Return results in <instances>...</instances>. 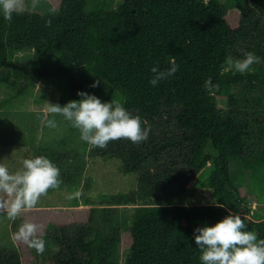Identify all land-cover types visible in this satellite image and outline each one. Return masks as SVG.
Listing matches in <instances>:
<instances>
[{
  "label": "trees",
  "instance_id": "16d2710c",
  "mask_svg": "<svg viewBox=\"0 0 264 264\" xmlns=\"http://www.w3.org/2000/svg\"><path fill=\"white\" fill-rule=\"evenodd\" d=\"M50 1L54 13L25 10L6 21L0 11V79H8L2 73L15 62L16 54L31 48L34 54L28 79L64 76V88H60L56 102L61 106L82 99L78 92L86 91L102 102L121 101L133 115H140L142 122L160 118L164 107L174 112L176 134L166 132L157 140L149 133V140L139 144L112 140L106 148L93 147L92 155L119 157L124 161L123 169L135 171L151 157L159 161L168 149L185 155L184 166L140 174L137 189L106 194L103 202L109 206L75 208L78 215L87 213L89 223L77 225L69 238L64 233L59 236L65 248L52 264H115L122 240L113 235L108 216L110 208L116 209L115 204L135 205L125 220L130 249L124 264H202L194 230L205 224L214 226L230 211L245 218L246 230L264 239V205L251 208L247 191L235 183L230 170L232 160L240 161L246 169L264 166V117L255 116L259 106L264 107V63L256 72L226 69L228 57L235 59L241 38L264 35V0H244L250 9L239 22L227 12L234 0H121L116 6L113 0H94L91 7L89 0ZM258 44L264 62V42ZM171 57L179 65L177 72L151 85V69L157 65L160 70L167 69ZM209 78L219 84L215 95L204 87ZM97 80L98 86L90 87ZM256 81L263 90L257 99L246 95L238 98L232 93L234 83L246 84L251 92ZM222 96L228 97L229 108L219 107ZM241 104L246 108L241 109ZM85 151L77 153L83 157ZM46 152L54 155L57 163L66 154L50 149ZM56 165L60 180L75 178V185L80 182L83 165L74 164L73 172H63V166ZM208 166L206 179L214 203H174L167 199L173 185L185 187L186 180H197ZM261 193L258 201L264 202ZM100 208L105 211L101 218L96 215ZM20 216L23 223L39 225L46 220L65 227L69 212L35 207ZM19 228L15 226L13 234ZM16 243V253L0 248V264H20L30 257L34 248L22 240Z\"/></svg>",
  "mask_w": 264,
  "mask_h": 264
},
{
  "label": "rangeland",
  "instance_id": "374dc122",
  "mask_svg": "<svg viewBox=\"0 0 264 264\" xmlns=\"http://www.w3.org/2000/svg\"><path fill=\"white\" fill-rule=\"evenodd\" d=\"M119 1L121 0H113V4L116 6ZM222 1L228 3L229 0ZM26 3L30 4V0H26ZM93 3L94 0H89L88 7H91ZM227 7L228 14L237 22L250 9L248 2L244 0H234V4ZM52 9H55V6L50 0H40V4L35 11L52 12ZM26 10L31 9L26 8ZM262 21L264 22V19ZM263 42L264 35L253 39L250 36L241 38L236 47L237 51L234 53L235 59L233 62L244 59L245 53L253 52L260 57V63L253 64L246 72L259 71L257 67L264 62L261 61L263 57L258 50L260 49L258 43ZM33 54L34 50L31 48L18 52L15 56V62L3 70L2 76L7 75L8 79L5 81L0 79V101L9 96L8 99L0 102V162L5 163L12 172L22 167L24 159L35 158L36 156H45L55 164H61L63 172H73L74 164L83 165L84 170L80 182L75 185V178H71V181H65L66 178L59 179L61 181L60 187L57 189L50 188L47 195L42 196L36 206L68 210L69 216L68 219L65 218L64 220L65 227L62 224L57 227L52 221L49 224L46 220L40 222V232L46 235L44 239L46 242L45 251L43 254L37 255L36 250L31 249L30 257L23 258L20 264H52L57 254L65 248V242L59 240V236L64 233L69 238L75 234L77 225L89 223L87 213L84 212L82 215H78L74 210L79 209L75 208L84 209L92 205L109 206L103 202V197L106 194L125 193L137 189L140 174H157L158 171L171 165L184 166L185 155L178 149H168L161 154L159 161L153 160V157H151L150 160L141 165L138 171L125 170L123 169L124 161L119 157L92 155L93 147L80 139V130L72 127L71 123L62 116H55L58 124L57 128L47 127L42 121L43 109L48 102L56 104L62 93L60 88H64L66 79L64 76H52L49 79L29 80V69ZM232 68L235 69L232 66L226 67V69ZM256 83L257 86L251 92L246 90V84L234 83L232 93L238 98L246 95L245 98L257 99L262 96L261 91L263 90L260 82L256 81ZM218 99L220 108H229L227 96ZM239 107L241 109L246 108L244 104ZM162 113L161 117L155 119L154 122H147L148 120H144L147 122L146 124L144 121L142 122L145 127L151 126L150 134L157 140L162 139L166 132L172 135L178 131L175 126L174 112L171 108L164 107ZM255 116L262 120L264 107L259 106V112L255 113ZM49 118H53L51 114ZM147 140H149V136ZM46 149L63 151L66 154L57 163L56 157L51 154V156L47 155ZM84 151L85 155L83 157L77 153ZM173 160L176 161L173 162ZM209 170L210 166L197 180L196 177L186 180L184 182L185 187L179 184L173 185L168 190L167 199L174 203L206 204L208 201L214 203L215 199L210 195L212 189L208 187L206 179ZM230 170L235 183L247 191L251 208L259 206L260 203L264 205V202L258 201L259 193L262 191L261 195L264 194V166L258 169H246L240 161L232 160ZM76 190H81L83 193L78 202H75L76 199H66L67 195ZM134 206L115 204L113 207H116V209L110 208L108 211V216L111 218L113 225V235L122 239L121 244L117 247V254H115V264H124L129 253L130 243L127 242L128 233L126 232L128 226L125 220L132 215ZM96 215L99 218L105 215L103 208H100ZM21 219L23 218L18 216L14 221H11L6 214L0 213L1 251L5 253L6 251L10 253L17 252V243L12 241L11 236L13 235V228L23 224ZM101 225L104 228V223H101Z\"/></svg>",
  "mask_w": 264,
  "mask_h": 264
},
{
  "label": "clouds",
  "instance_id": "9594fccd",
  "mask_svg": "<svg viewBox=\"0 0 264 264\" xmlns=\"http://www.w3.org/2000/svg\"><path fill=\"white\" fill-rule=\"evenodd\" d=\"M40 0H0V11L6 21H11L13 14H22L26 8L36 10ZM55 12V9H52ZM49 24L51 21L48 22ZM227 63L239 73H245L253 64L260 63V57L253 52L245 53V58L235 60L228 57ZM170 67L160 70L159 66L151 69L153 73L150 84L156 86L160 81L174 75L179 65L174 57L169 59ZM99 80L90 85L96 87ZM40 87L39 84H37ZM205 89L215 95L219 84L212 79L205 81ZM80 100H71L64 106L48 102L43 109L42 121L49 128H57L56 115L62 116L71 126L80 130V139L90 147L106 148L112 140L127 139L139 144L148 139L151 126L142 127L140 115H133L119 100L102 102L95 94L78 92ZM53 118H49V115ZM146 124L147 122L144 121ZM60 169L45 156H36L22 161V167L14 172L0 162V213L14 221L22 212L34 209L40 198L48 190L60 187ZM83 195L76 190L66 199L79 200ZM224 207L223 204L217 205ZM40 225L26 221L19 231L11 236L12 241L22 240L38 254L45 251V240L40 232ZM195 242L202 252V264H264V239H258L255 231L246 230L245 218L231 212L214 226L205 224L194 230Z\"/></svg>",
  "mask_w": 264,
  "mask_h": 264
},
{
  "label": "crops",
  "instance_id": "0c3cea01",
  "mask_svg": "<svg viewBox=\"0 0 264 264\" xmlns=\"http://www.w3.org/2000/svg\"><path fill=\"white\" fill-rule=\"evenodd\" d=\"M201 192V191H200ZM210 195H212V190H211V194ZM213 196V195H212ZM215 199V198H214ZM208 204H210V203H213V201H208L207 202ZM198 204H203V203H198ZM46 206V205H45ZM45 208H48L47 206L45 207Z\"/></svg>",
  "mask_w": 264,
  "mask_h": 264
}]
</instances>
